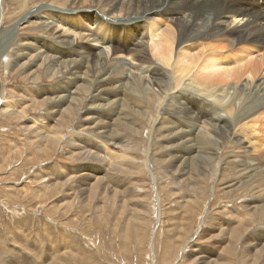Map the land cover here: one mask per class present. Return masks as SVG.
I'll list each match as a JSON object with an SVG mask.
<instances>
[{
    "label": "bare ground",
    "instance_id": "bare-ground-1",
    "mask_svg": "<svg viewBox=\"0 0 264 264\" xmlns=\"http://www.w3.org/2000/svg\"><path fill=\"white\" fill-rule=\"evenodd\" d=\"M4 1L0 0L1 22L5 16ZM180 1L8 0L23 12L19 11L21 13L17 21L11 23L12 26L8 25V34L2 35L4 37L0 35V61L9 60L11 55L7 51L15 46L10 52L14 66L32 60L31 68L40 66L50 79L58 78L55 85H62L58 92L47 85L50 90L44 89L41 98L34 97L33 93L30 95V92L22 94L25 95L23 98L30 97L33 109L45 106L53 113L49 116L53 120L59 115L62 119H59L56 128L72 124L80 114V106L86 101L91 103L86 114L92 111L97 114L99 121L94 127L105 128L109 132L107 141L95 140L101 162L109 166L108 169L98 166L103 171L116 169L117 161L124 156L120 151L114 152L121 140L114 135L117 124H121L122 132L127 130L130 138L136 139L135 136L147 128L142 117L154 119L156 139L166 138L165 150L174 152L172 162L178 168L186 169L187 179L193 183L191 190L198 193H202L199 190L202 176L212 171L213 156L225 152L227 162L221 172L229 180L223 188H235L244 199L252 197V201L245 204L246 208L253 219L259 217L261 221L257 223L262 225L264 162L256 154L264 156V139L255 137L259 132L249 128L255 120L248 123L247 119L264 108V5L260 4L263 0H236L238 6L231 9L233 11L222 12L221 9V13L216 3L223 4L225 0H207L214 4L207 7V3L204 5L207 10L203 9L197 15L190 7L176 8ZM28 28H35L41 37L40 41L31 39L30 55L20 62L26 43L17 38L21 31ZM201 38L205 41L200 42ZM215 40H218V47L213 44ZM41 42L43 46L40 48ZM148 46L153 48V55L148 53ZM188 54V59L182 58ZM201 69L208 71L204 76L207 80L223 83L221 89L207 83L203 76V79H196L195 75ZM29 78L39 80L41 71L29 72ZM67 81L73 86L64 91ZM0 90V114L20 118L23 127L30 128L40 140L46 137L49 146L61 142L62 132L51 133L46 126L52 128L42 115L41 121L28 118L24 114V102L15 107L13 100L6 96L8 90ZM211 90L218 98H209L207 93ZM108 97L113 100H107ZM192 101L196 102V107L191 106ZM226 102L227 105H223ZM182 104L187 105L185 113L180 110ZM200 107L203 112L197 110ZM89 119L85 118L86 123ZM67 140L71 144L88 141L83 132L76 131ZM122 142L125 148L134 144L128 138L122 139ZM39 143L42 147V142ZM185 146L187 150L183 148ZM83 174L93 177L92 172ZM104 175L97 176V179L103 180ZM54 186L59 187V184ZM45 190L40 189L43 193ZM192 194L191 197L185 195L187 204L195 199V193ZM220 207V204L214 207L218 213L228 212L244 222L246 214L240 209L225 211ZM251 226L253 224L247 227ZM261 247L264 250V245ZM11 252L14 255L17 251ZM212 261L218 262L216 259Z\"/></svg>",
    "mask_w": 264,
    "mask_h": 264
},
{
    "label": "rangeland",
    "instance_id": "rangeland-1",
    "mask_svg": "<svg viewBox=\"0 0 264 264\" xmlns=\"http://www.w3.org/2000/svg\"><path fill=\"white\" fill-rule=\"evenodd\" d=\"M180 2L176 8L190 7L196 15L203 9L207 10L209 4H214L207 0ZM206 4L207 7L204 6ZM216 4L219 13L221 9L222 12L233 11L238 6L236 0ZM260 4L264 5V0ZM4 6L5 16L3 22L0 21L1 36L8 34V27L23 12L8 0L4 1ZM193 6L197 8L196 12ZM37 34L35 28L20 32L17 40L26 43L20 62L30 55L31 39L40 41L41 36ZM202 41L205 39L201 38ZM215 41L213 44L218 47V40ZM42 46L41 42L40 48ZM148 48V53L153 55V48ZM13 49L15 46L10 52ZM10 52L7 51L11 55L9 60L0 61V88L8 90L6 96L13 100L15 107L24 102L22 106L28 118L41 121L42 115L52 129L45 125L46 128L51 133L62 132L63 139L59 144L49 146L46 137L40 140L30 128L22 126L20 118L12 119L5 113L0 114V264H264L261 247L264 245V223H257L261 221L259 217H256L259 220L253 219L245 205L253 198L244 199L235 188H223L229 180L221 172L227 162L225 152L213 156L212 171L202 176L199 182L202 193H198L191 190L193 183L187 179L186 169H180L172 162L174 152L165 150L166 138L156 139L154 119L142 117L147 128L136 135V139L130 138L127 130L122 132L121 124H117L114 135L121 140L114 152L120 151L124 156L117 161L116 169L103 171L98 166L106 169L109 166L101 162L95 140L107 141L109 132L105 128L94 127L99 121L97 114L92 110V113L86 114L91 103L86 101L80 106V114L72 124L66 128L63 124L57 129L55 126L62 119L59 115L53 120L49 117L53 113L45 106L33 109L30 97H23L30 92V95L33 93L34 97L41 98L47 85L58 92L62 87L55 85L58 78L50 79L40 66L31 68L32 60L14 66ZM89 52L93 53L92 50ZM184 56L182 58L188 59L190 55ZM33 71H41L39 80L29 78V72ZM207 72L201 69L195 72L200 77L194 74L195 78H202ZM202 79V82L212 83L205 77V81ZM211 85L221 89L224 84ZM72 86L67 81L63 90ZM207 94L209 98H218L212 90ZM107 100L113 98L108 97ZM195 104L191 102L192 107H196ZM186 107V104L180 106L182 113L188 111ZM201 109L197 110L203 112ZM256 116H259L258 119ZM86 117L90 118L87 123ZM250 121L257 127L248 124L250 130L257 129L259 132L256 135L253 131L254 136L264 139V108L249 117L247 122ZM75 131L83 132L88 141L69 143L67 137ZM253 132L250 133L253 135ZM126 138L134 141L132 147L123 146L122 139ZM183 148L187 150L186 146ZM256 155L264 162L263 154ZM85 172H92L93 177L81 175ZM101 174H105L104 179L98 180L97 176ZM55 183L59 187H55ZM43 188H46L44 193L41 192ZM192 193H195V199L187 204L186 198ZM217 204L225 211L240 209L246 214L244 222L228 212L218 213L214 208ZM249 224L253 226L247 227ZM259 241L261 244L258 247ZM11 250L14 253L17 251L15 256ZM214 259L218 262H213Z\"/></svg>",
    "mask_w": 264,
    "mask_h": 264
}]
</instances>
